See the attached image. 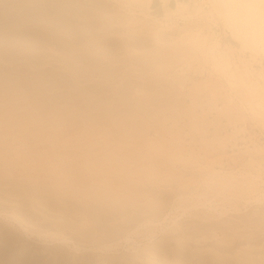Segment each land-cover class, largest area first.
Here are the masks:
<instances>
[{
  "label": "rangeland",
  "instance_id": "1",
  "mask_svg": "<svg viewBox=\"0 0 264 264\" xmlns=\"http://www.w3.org/2000/svg\"><path fill=\"white\" fill-rule=\"evenodd\" d=\"M165 1L167 8L176 7L172 0ZM207 1L178 0L187 4L188 16L192 14L188 23L185 19H163L164 12L141 8L136 0H0V150H11L19 158L7 162L0 155V173L10 170V177H20L17 184L22 183L36 196L44 191L55 192L53 184L61 185L57 191L61 188L60 192L72 193L66 194V199L78 201L74 205L87 210V225L76 227L78 231L74 228L77 232L71 227L69 232L68 227L51 230L56 235L43 231L47 240H55L53 235L56 239L65 235L80 239L91 232L111 236L110 242L101 238L107 241L105 244L113 245L117 240L118 246L110 251L80 256L81 264H161L138 258L145 236L153 228V224L146 223L168 217L174 203L185 208L200 203V210L206 211L204 205L210 201L218 209L231 205L232 212L224 218L216 213L209 218L189 209L188 217L170 235L185 238L191 247L203 251L216 248L232 254L252 245L256 261L264 254V205L249 200L244 203L249 193L256 196L258 188L251 187V192L247 189L248 194H243L241 200L239 195L244 191L233 184L228 190L222 183L226 177L222 180L223 176L215 174L216 170L222 172L221 161L229 157L247 173L257 174L259 167L248 163L254 157L253 149L224 155L232 153L231 141H238L244 131L242 125L253 117L243 102H233L226 95L224 87L229 86L221 74L226 63L215 69V59L211 61L208 53L201 55L192 45L182 43L180 37L185 32L177 29L178 24H192L193 31L202 26L208 42L216 39L222 47L217 58L235 59L240 64L235 85L244 100L252 99L256 90L249 89L250 94H246L248 87L242 79L248 69L264 75V52L256 55L234 41L224 19L212 11ZM113 8L120 15L115 11L111 14ZM255 10L264 21V2L257 3ZM125 15L144 20L150 28L159 22L177 27L163 32L171 36H164L168 40H163V46L162 40L156 45L148 25L136 21L138 26L133 24L130 30L121 23ZM251 54L262 63L242 64L240 58L249 61ZM92 58L97 63L91 62ZM47 70L50 75H45ZM263 117L259 120L264 121ZM31 151L39 155H27L30 161L19 155ZM228 171L230 174L234 170ZM7 174L6 178L0 174V180L10 183ZM31 174L33 178L39 176L37 182L24 176ZM250 195L249 199L253 197ZM236 206L241 214H234ZM3 224L0 222V264H23L20 246L31 244L15 239L20 246L14 243L16 246L7 247L16 234L11 236L9 227ZM216 235L232 241L228 249L217 246ZM128 237L132 242L127 243ZM33 243V249L38 247ZM82 244L89 246L91 242ZM95 244V248L105 245ZM49 250L48 257L38 252V258L31 256L28 264L55 262L61 251L57 253L53 247ZM67 259L71 262L73 256Z\"/></svg>",
  "mask_w": 264,
  "mask_h": 264
},
{
  "label": "bare ground",
  "instance_id": "2",
  "mask_svg": "<svg viewBox=\"0 0 264 264\" xmlns=\"http://www.w3.org/2000/svg\"><path fill=\"white\" fill-rule=\"evenodd\" d=\"M172 1L175 2L176 7L167 8L166 1L161 0L160 3L165 8L163 19L171 20V19H177L178 18V19H185L188 21V23H191L189 21V18L192 17L191 16L192 14L190 13L191 14L190 17L188 16L189 11H188L187 4H184L182 2H178V0H172ZM188 1H191V0H188ZM136 2L139 5V7H141V8H145V9H148L151 11L154 10L152 8L154 0H136ZM207 2L210 4L212 11L214 13H218V15L224 19L226 25L229 27V29L231 31L232 38L234 39V41L239 43L243 49L249 50L251 53L252 52L256 53V55H257V52H264V21H262L258 10H255V5L257 3L264 2V0H208ZM106 8L108 9V6H106ZM110 10H112V9H110ZM114 11L115 10L113 8V10L111 11V14H113L112 12H114ZM114 13L120 15V12L115 11ZM119 15L117 16V18L120 17ZM193 15L195 17V14H193ZM123 17H122L121 23L124 26L128 27V29H130L129 27H131L133 24H137L136 21L138 23L140 22V24L142 23L141 26L143 24H145V21L142 19H139V18L133 19L131 17H127V15H125ZM112 19L113 18H111V20ZM190 19H192V18H190ZM145 25H148V24H145ZM155 25L154 26L151 25V26H153L151 28L148 25V27L151 29V30H149V31H151L149 34L150 35L152 34L155 44L157 43L156 45H159L158 42L160 40H162L161 46H163L162 44L165 43L163 40L166 39V38H164V36L167 35V34H163V32L167 31L169 28H176L177 26L171 27L170 25H163V24H161V22H159V24H155ZM178 25H179V27L177 29H179V30L183 29V31L185 32V34L182 35V38L180 37V39H182V43L192 45L193 47L196 48V51L199 50V53L200 54L202 53L201 55H203L204 52L208 53L211 61L215 59L214 60V62H215L214 68H215V66H216V68H218L219 65H223L224 63H226L224 65H227L230 63L229 67H226L224 65H223V67L220 66V67H222V69L224 68V70L219 69V70H222L221 71V74L223 75L222 78L226 81V83L229 86L228 88H227V86L224 87L226 95L233 102H235L237 99H239L241 102H243L247 106V110L249 111L250 115L255 120H259V118H262V116H264V115H262V113L264 112V92L262 91V89H264V88H262V87H264V83H261V82H264L263 73L254 72V70H251V69H248V71L246 70L247 73H246V75H244V77L242 79V80H244V83L248 87V89H247L248 92L246 94H248V93L250 94L249 89H251V90L255 89L256 91L254 90L255 92H252V93H254V94H251L252 95L251 97H253L252 99L251 98L249 100L241 99V97H240L241 94L239 95V93H238L239 89L237 90L238 87L235 85L236 84V77H235L236 74L235 73H236L237 69H238V72L241 70L240 64H238L235 61V59H231V60L229 59L230 60L229 61L227 59V57L223 61V59H222L223 56H221V61H220V58H217L219 56V54L223 52V51H221L222 47H221L220 43L216 39L211 40V42L209 41L210 42L209 43L208 38H207V34L204 33L202 26L200 27L198 25V28L195 31H193V29H192L193 25L192 24H190V26H188V27L187 26L181 27L180 24H178ZM137 26H138V24H137ZM159 29H161V30H159ZM187 29H190V30H187ZM162 36H163V38H162ZM168 36H171V35L168 34L167 37ZM180 39L178 41H180ZM166 40H168V39H166ZM227 47L230 50H233L234 52L237 51L236 48H234L230 45H227ZM228 48L226 50H228ZM230 50H229V52H230ZM206 53H204V56ZM216 53H218V54H216ZM254 55L251 54V59L248 58L249 61H244L242 58H240L241 63L242 64L245 62H249V63H252V62L259 63L260 62V63H262V61H260L261 59H257L258 57H256V55L255 56ZM93 60H94V58H92L91 62L95 63V60H96V63H97V61H98L97 59H95L94 61ZM37 63H38V61H37ZM94 63H92V65ZM38 64H41V62H39ZM49 70H51V69H49ZM49 70H47V72H49V73H46L45 75H47V74L50 75L51 71H49ZM56 74H55V77H56ZM260 75H263V77ZM53 76H54V74H53ZM59 76H61V75L59 74ZM63 77H66V76L62 75V78ZM51 78H53V77H51ZM60 80H62V79H60ZM244 83H243V85L245 86ZM242 88H243L242 91H244L245 87H242ZM252 88H254V89H252ZM257 90H259V91H257ZM240 93H243V92H241V90H240ZM246 94H245V96H246ZM56 99H58V97ZM245 118L247 119L248 115L244 116V119ZM260 120H259V122L261 123V125L262 124L264 125V121H262L263 119L261 120L262 122ZM26 129H27V127H26ZM30 132L28 130V133H30ZM10 133L12 134L13 131ZM26 133L27 132H25L24 134L26 135ZM1 135H3V134L0 133V136ZM10 151L11 150H0V152H2V153H0V155L5 157L7 162L9 160L10 161L12 160L11 162H13L14 158H15V160L19 159L18 156L16 159V157L11 153L12 151L11 152ZM19 151L20 150H18V153H20ZM253 151H254V157L250 158L248 160L249 162L248 161L247 162L248 163H251V162L255 163L252 165H257L259 167L256 169L257 174H254V176L250 174L252 172L247 173L246 169H244V168L241 169V172L228 171V172H231L230 174L226 172L228 169H225V170L222 169L221 173L216 170L215 174L217 173L218 176L219 175L223 176L222 180H224V178L226 177L224 182L222 181V183H224V184L226 183L225 187H227L228 190H230L232 188L231 184H233V186L236 185L238 190H240L241 192L244 191V193L242 192L241 195H239V196H241V200H244V199H242V198H244V197H242L243 194H246L248 192V190H250V192H251L252 190L255 189V186H256V188H258L257 194L255 193L257 191V189L254 191L256 196L254 197L252 195L253 194L252 193L251 195L253 197H251L250 199H253V200L251 201L249 199V195H250V193H249L248 197L245 196L248 199H247V201H244V203L248 202V200H249L250 202H248V203H254V204H257L259 206H263L264 205V187L261 188V183H262V181H264V170H263L264 169V147H256L255 149H253ZM13 153L18 154L17 151H15ZM21 153H23V152L21 151ZM34 153L38 154L36 151H34ZM32 154H33V152L32 153L28 152V154L25 153V155H22V154H19V155H21V157L23 156L22 158L25 159V156L27 157V155H28L30 157ZM36 154H34V155L36 156ZM34 155H32V157ZM224 155L228 156L230 154L224 152ZM21 157H20V159H22ZM29 157H27L28 160H27V158L25 160L30 161L31 160L30 158H32V157H30V158ZM24 159H22V160H24ZM250 160H252V161H250ZM221 163L222 164L224 163L223 160L221 161ZM4 171H6L8 174L6 172H5V174H4V172L3 173L1 172L0 174L2 176L4 174L3 177H5V178H6V174L9 177L13 175V174L9 173V172H11L10 170L8 172V170L4 169ZM234 173L237 176H235V175L233 176ZM18 175H19V173H18ZM32 175H34V174L24 175V176L26 179L30 178V180H33L35 178V180H33V181L37 182L36 179L39 178V176L37 175L38 176L37 178L36 177L33 178ZM228 175H231V176H228ZM31 176H32V179H31ZM248 176L250 178H248ZM9 177H7V178L9 179ZM251 177H252V179H251ZM17 178H20V177H17ZM17 178L14 179V176H13V178L10 177L9 180H11V182L14 180L15 182L13 181L14 183L13 182L7 183L5 181L6 184H4L5 183L4 181L0 180V182L2 181V183H3V184L0 183V222H2V224L4 223L6 227H9V230L12 232L11 236H13V234H16V236H15L16 238L11 239L10 242L8 241L9 244L7 245V247L8 246L10 247L11 245L13 246L14 243H17V241H15V239L19 240L20 242H25V243L27 242L28 244L30 243L31 245L34 244L33 243V241H34V242H36L37 246L39 247V249H40L39 251L36 249V248H38L36 246H35L36 248H34V249L32 248L35 244L32 247H31V245H27V244L25 245L24 244L25 246H23L21 248V246L18 244L19 242L17 243L20 246V251H22V253H24V256L22 254L23 262L25 261L24 263L28 264V262L30 261V260H28V258L31 259L33 257V258L37 259L38 258V255H37L38 252L41 253L40 254L41 256H43V255L47 256V254H49V252L51 251L49 249L51 247H53L54 249L56 248L57 253H58V250L61 251V252H59L57 259L55 258L56 261L54 260L56 263L61 264V263L65 262L66 260H67L66 264L69 263L70 258L67 259V256L71 255V257L73 256V261H71L72 263L75 262V264H81L80 263L81 261L79 262L78 259L82 255H85L87 253H91L93 251L94 252H97V251L106 252V251H110L111 248H113L114 246L115 247L118 246V244H115V243H117V240L115 243H113V245H111V243L105 244V242H107L109 240L108 238H110L111 236L106 234L105 237H100L98 235H95L96 234L95 232L92 233L91 231H90L91 233H88L86 237L80 238V239L74 238L71 236L67 237V235H65L64 237L59 236V238L56 239L55 238L56 233H54L53 231H56V230L60 231L64 227H68L69 228L68 230H67V228H65V229L67 230V232H69L70 227H71V229L73 228L72 229L73 232H77L80 228H83L85 225H87L88 222H90V221H88L89 220V216H87L88 212L85 213L87 210H85L84 208H83L84 210H82V207L78 208L79 205L76 207L75 203L78 204V201L74 200L75 203H73L74 201L69 198L71 196L67 197V198H69V201H72V202H69L68 199H66V194L72 195V193H67V192L65 193V190L60 192L61 188L58 189V191H57L56 190V188L58 187L57 184L56 185L53 184V186H55L54 187L55 192H51L53 195H51V193L44 191L46 194L47 193L48 194L44 195L43 194L44 192L42 194L38 192L41 195L36 196V195L31 193L33 191H31L29 188H27L28 189L27 190L25 187H23L22 183L17 184V182L18 183L20 182V181H17V180H19ZM53 186H52V188H53ZM228 186L231 188H229ZM59 187H61V185ZM251 187H252V190H251ZM92 188H94V187H92ZM76 190H78V189L74 188L73 192H75ZM33 193H35V192H33ZM54 193L57 194V196ZM59 193L62 195H59ZM75 193H77V191ZM63 195H65V197ZM60 196H62V197L60 198ZM238 200H240V199H238ZM212 202L213 201H210V204H205V205L203 204L206 211L200 210L201 209L200 203L194 204L190 208H185L184 205H182V204L174 203V205L172 206L173 210L171 211L170 214H168L169 215L168 217L171 218L170 222H168V220H169L168 217L159 218V219H157L156 222L151 221V220L148 222L146 221L147 222L146 225H148V224L152 225L153 224L152 225L153 228L145 236L146 242L141 245V248L138 252V258H140V260L142 262H147V263L161 262V264H264V254H262L259 257L258 261L255 260V257H254L255 254L252 252V250H253V247H251L252 245L251 246L247 245V247L240 248L239 250L237 249L236 252H234L232 254H229L228 250H227L228 254L224 253V251H226L224 249L225 248L228 249V247H226V246L230 245L229 243H231L232 241L231 242L228 241L227 240L228 238H225L223 236H222L223 238L222 237L218 238V235H216L218 238V239H216L217 240L216 244H218L217 246L218 247H220L219 245H221L223 247L225 246L224 248L221 247V248H223L224 251L222 250L223 252H220L221 249H219V248H217V249H219V251L215 250L216 248H212L213 250L211 248L210 249L208 248L209 250H204V251L199 250V249H194L189 244H187L186 241L183 240L185 238L178 237V236L173 237L172 235H170V234H172V232L175 228L180 227L181 221L184 218L188 217L187 214H188L189 209L197 211L196 215L204 214L205 216H207L209 218L213 217V214L215 215V213L217 215H219L221 218H224L225 216L229 215L232 212L231 208H229V207H231V205H226V206H224L225 208L221 207V209H218L217 206H214ZM71 203H73V204H71ZM234 214H237V215L241 214L240 208H238L237 206H236ZM163 215H165V214H163ZM162 219H165V220L161 221ZM164 222H167V224H164ZM31 225L33 226V228H34V226L36 227L35 230H32L33 228H31ZM76 227L77 228L80 227V228L77 230ZM37 228L39 229V231H37L38 230ZM74 228L77 231H75ZM51 230H53V231H51ZM43 231L53 232L55 234V235H53L55 240H53V241H49L51 239L47 240L48 235H47V237H44L45 234L43 235V233H45V232H43ZM65 232L64 233L62 232V233L65 234ZM73 232L71 234H73ZM174 232H175V230H174ZM62 233L60 235H62ZM57 234L59 235V232ZM53 236H51V237H53ZM4 238H6V237H4ZM101 238H105L107 241L103 242L104 239H101ZM7 239H6V241L3 239L4 240L3 242H7ZM110 240H109V242H110ZM83 241L89 242V243L91 242V244L89 246H84L82 244ZM126 241H127V243H130V242H132V239L130 237H128V239ZM95 242L104 243L105 245L103 244L104 246L102 247V245L100 244L101 247L95 248L98 246V245L96 246ZM93 243L95 244V247L92 245ZM35 249L38 252L35 253L34 252ZM230 253H231V251H230ZM54 257H56V255ZM83 257L84 256H82V258ZM19 258H21V257H19ZM43 258H45V257H43ZM82 258L80 257V259H82ZM41 259L40 260L38 259V260L41 261ZM55 262H53V263H55ZM49 263H51V261ZM53 263H51V264H53ZM32 264H33V262H32ZM82 264H86V263L83 262Z\"/></svg>",
  "mask_w": 264,
  "mask_h": 264
},
{
  "label": "built area",
  "instance_id": "3",
  "mask_svg": "<svg viewBox=\"0 0 264 264\" xmlns=\"http://www.w3.org/2000/svg\"><path fill=\"white\" fill-rule=\"evenodd\" d=\"M254 120L255 119L250 118V121L248 123L244 122V124L242 125L244 131L237 137L239 138L238 141H231L229 145V153H232L230 154V156L233 153H242L248 150L255 149L256 147H264V127L256 120ZM223 168L228 169L229 171L234 170L236 172H241L242 166L235 165L233 162V158L229 157L225 159L222 169ZM261 186L264 187V181H262Z\"/></svg>",
  "mask_w": 264,
  "mask_h": 264
},
{
  "label": "crops",
  "instance_id": "4",
  "mask_svg": "<svg viewBox=\"0 0 264 264\" xmlns=\"http://www.w3.org/2000/svg\"><path fill=\"white\" fill-rule=\"evenodd\" d=\"M157 0H154L152 8L154 9L153 11L157 12V13H163L164 12V8L162 6H160V2L159 5H157L156 3Z\"/></svg>",
  "mask_w": 264,
  "mask_h": 264
}]
</instances>
